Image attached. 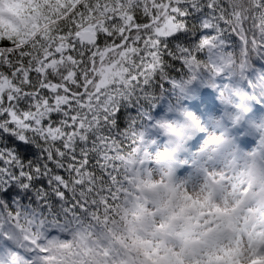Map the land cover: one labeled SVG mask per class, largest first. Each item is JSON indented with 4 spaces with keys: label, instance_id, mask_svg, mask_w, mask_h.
<instances>
[{
    "label": "snow or ice",
    "instance_id": "obj_1",
    "mask_svg": "<svg viewBox=\"0 0 264 264\" xmlns=\"http://www.w3.org/2000/svg\"><path fill=\"white\" fill-rule=\"evenodd\" d=\"M217 7L69 0L59 26L0 36V208L23 209L43 226L87 211L98 193L117 199L120 154L152 123L155 90L175 65L191 71L216 35ZM200 103L211 110L212 101Z\"/></svg>",
    "mask_w": 264,
    "mask_h": 264
},
{
    "label": "rangeland",
    "instance_id": "obj_2",
    "mask_svg": "<svg viewBox=\"0 0 264 264\" xmlns=\"http://www.w3.org/2000/svg\"><path fill=\"white\" fill-rule=\"evenodd\" d=\"M68 1L0 0V36H15L17 39H26L39 33L42 29L47 30L46 27L52 19V15L60 11V7H65L64 2L67 3ZM209 43L220 47L225 43V40L221 36H217L215 41L210 39ZM246 76L248 74L245 67H239L238 78L234 86H226V96L221 102L223 111L220 109L219 99L213 97V95L218 97L216 90L202 79H199L197 83L195 99H188L182 106L176 105L170 98L173 94L167 92L166 96L169 98L165 101L162 114L158 120L151 119L152 123L147 127L137 128L131 151L127 154L124 152L120 154L122 162L119 168L126 174V179L129 182L130 190L127 193L130 203L141 210V214L137 218L138 236L148 249L153 260L152 264H160V260L167 253L159 249L158 245L162 241L154 239L146 230L145 225L150 221L154 223L159 220L158 213L162 215L165 212L168 223L174 229L179 227L182 232L188 233L185 237L186 241L189 243L197 242V246L192 250L190 257L191 264H264V241H261L264 239V203L261 205L253 204L237 215V210H233V207L225 206L222 208L217 204H212L209 207V195H205L203 200L199 198L192 200L189 196L188 199L192 202L187 207L191 208L198 204L199 208L202 209L198 212L200 219L193 224L192 217L186 215V208L180 203L183 197L177 196L180 181H183L190 189L201 185L208 188L203 169L206 167L227 169L231 158L229 152L222 151L209 159L200 155L195 149L190 150V156H184L183 162L178 164L182 167L185 162L192 160L191 164L179 173L177 171L173 176L171 167L165 163L171 148V133L169 129L160 127V123L163 122L169 124L182 123V113L191 111L199 116L201 127L206 130L203 138L208 134L215 133L230 139L229 128L236 127L232 124L242 119L244 113L248 112L256 101L254 97L236 98L237 92H240L245 84L247 85ZM258 85L261 89L264 88V81L258 80ZM249 88L246 86V89ZM208 97L214 99L211 110H208L207 104L200 103L202 99L206 100ZM194 104L199 105V111L193 106ZM216 112L217 114H215ZM255 125L261 130L259 145L255 147V151L264 152V143H262L264 137L261 136V133H264V115L258 119ZM140 133L144 135L141 136ZM194 152L196 156H194ZM181 167H177V169L180 168L181 170ZM162 174L168 178L165 187L171 195L167 201L160 203L158 200H151L150 197L159 191L161 185L156 178ZM233 187V185H229L230 190ZM173 200L176 203H173ZM259 207L261 212L258 216H253L251 211L257 210V208L259 210ZM206 214L208 215L205 216ZM220 217L227 218V222L222 229L218 230ZM181 220L183 224L179 223ZM192 233L197 234L192 235ZM212 233L215 235L209 238V234ZM176 235L179 236L180 233H176ZM201 236L205 239L202 240ZM170 251L172 256L180 261V264H188L189 258L181 256L179 249L171 248Z\"/></svg>",
    "mask_w": 264,
    "mask_h": 264
},
{
    "label": "trees",
    "instance_id": "obj_3",
    "mask_svg": "<svg viewBox=\"0 0 264 264\" xmlns=\"http://www.w3.org/2000/svg\"><path fill=\"white\" fill-rule=\"evenodd\" d=\"M213 2L218 6L219 19L215 21L218 29L209 40L215 41L221 36L225 43L220 47L213 43L204 46L191 71L181 72L179 64L175 65L172 80L164 89L178 97L192 98L202 79L220 88L221 95H225V87L234 86L239 67H245L252 90L257 94L260 91L256 83L264 80V51L261 50L264 47V0ZM68 3L64 2L66 6L52 15L50 21L54 26H59L56 21L64 19ZM155 94L157 102L150 108L153 119L162 114L161 109L168 99L165 90L161 92L157 88ZM130 151L131 148L123 150L125 154ZM118 178L121 183L116 186L117 199H104L108 193H98L89 198L87 211H73L67 216L61 213L59 219L53 218L54 223L43 226L38 217L23 209L0 208V264H152V257L137 232L141 210L130 203L127 193L130 186L122 169ZM93 201L95 207H92ZM44 219L48 217L45 215Z\"/></svg>",
    "mask_w": 264,
    "mask_h": 264
},
{
    "label": "clouds",
    "instance_id": "obj_4",
    "mask_svg": "<svg viewBox=\"0 0 264 264\" xmlns=\"http://www.w3.org/2000/svg\"><path fill=\"white\" fill-rule=\"evenodd\" d=\"M182 123H171V136L170 144L171 148L168 151L165 163L171 167L172 175L174 176L177 172V164L182 163V156L186 146H191L190 141H194L196 135L201 130V120L197 114L191 111H185L182 113ZM249 138H252V131L247 130ZM264 137V133H261ZM264 143V140H262ZM233 141L227 137L212 133L205 136L199 144V147L195 149L200 155L206 156L209 159L218 155L222 151L229 152L231 159L229 160L230 167L225 169L206 167L203 169V174L206 177L205 185H201L196 188H188L183 181L179 182L177 188V196L183 197L180 203L186 208V215L192 217V223L199 220V205L193 207H187L191 204V200L188 199L190 196L192 200L199 198L203 200L205 195L210 196L209 207L212 204H217L220 207H236L237 215L244 211V209L250 205H253L260 200L264 202V152H255L251 147H244L243 142H238L239 152L236 148L232 147ZM160 182V189L156 193H153L150 197L151 200H158L160 203L167 201L170 192L166 191L167 176L163 174L156 178ZM227 180V183H225ZM233 185V189H229V185ZM176 203L175 200L172 201ZM239 202V203H238ZM159 220L154 223L149 222L145 225L146 230L153 236L154 239L162 241L158 245L159 249L167 253V255L160 260V264H180V261L172 256L170 251L171 248H177L180 250L181 256L188 257V264H191L190 257L192 250L197 246V242L192 241L189 243L185 237L188 235L186 232H182L179 227L173 228L168 223L167 213L159 214ZM227 222V218L220 217L218 224V230L222 229ZM183 224V221H179ZM158 225H162L159 226ZM180 233V235H176ZM197 233H192L195 235ZM215 233L209 234V238L214 236ZM201 239L205 237L201 236Z\"/></svg>",
    "mask_w": 264,
    "mask_h": 264
},
{
    "label": "bare ground",
    "instance_id": "obj_5",
    "mask_svg": "<svg viewBox=\"0 0 264 264\" xmlns=\"http://www.w3.org/2000/svg\"><path fill=\"white\" fill-rule=\"evenodd\" d=\"M208 214H206L205 216H207Z\"/></svg>",
    "mask_w": 264,
    "mask_h": 264
}]
</instances>
